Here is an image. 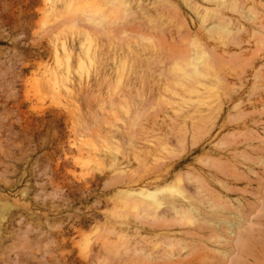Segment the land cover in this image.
I'll list each match as a JSON object with an SVG mask.
<instances>
[{"label": "rangeland", "instance_id": "374dc122", "mask_svg": "<svg viewBox=\"0 0 264 264\" xmlns=\"http://www.w3.org/2000/svg\"><path fill=\"white\" fill-rule=\"evenodd\" d=\"M0 264H264V0H0Z\"/></svg>", "mask_w": 264, "mask_h": 264}]
</instances>
